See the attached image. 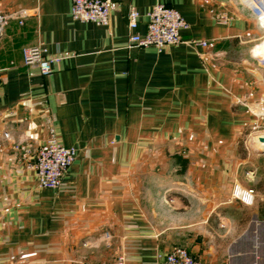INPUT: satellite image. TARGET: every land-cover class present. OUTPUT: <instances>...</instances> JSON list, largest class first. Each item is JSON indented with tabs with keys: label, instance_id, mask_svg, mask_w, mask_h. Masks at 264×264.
Masks as SVG:
<instances>
[{
	"label": "crops",
	"instance_id": "obj_1",
	"mask_svg": "<svg viewBox=\"0 0 264 264\" xmlns=\"http://www.w3.org/2000/svg\"><path fill=\"white\" fill-rule=\"evenodd\" d=\"M157 2L188 22L181 42L130 45L129 8L143 14V34ZM258 3L112 0L103 26L74 20L70 0H0L11 15L0 31V264H104L119 254L154 264L175 246L204 264H264V66L251 49L264 38ZM20 10L21 23L12 15ZM37 44L63 57L48 76L23 63L22 49ZM49 122L77 148L57 189L39 187L26 167ZM171 154L188 160L172 181L181 231L193 234L185 239L166 236L140 202L141 176L166 168ZM234 184L255 189L251 205L232 197ZM213 214L223 232L205 224Z\"/></svg>",
	"mask_w": 264,
	"mask_h": 264
},
{
	"label": "built area",
	"instance_id": "obj_2",
	"mask_svg": "<svg viewBox=\"0 0 264 264\" xmlns=\"http://www.w3.org/2000/svg\"><path fill=\"white\" fill-rule=\"evenodd\" d=\"M112 0H70V16L80 22H93L107 26L110 22V4ZM243 3V2H242ZM244 4V3H243ZM245 7H247L244 4ZM26 10H20L14 17L25 16ZM143 14L135 6H131L126 14L127 26L130 30L128 41L130 45L138 47L155 46L158 50L181 42L180 30L188 28L189 24L174 7L162 2L155 3L144 13L147 18L146 29L143 34L137 31L138 22ZM11 15L0 12V31L7 18ZM206 45L205 41H201ZM258 58H261L256 53ZM63 57L49 54L42 44L27 46L22 49V59L26 66H35L42 76L52 73V64ZM48 135L37 148L26 167L33 170L41 188L57 189L69 166L77 156V148L64 145L57 136L53 123H48ZM10 137L9 134H6ZM14 148H18L15 145ZM232 197L245 205H251L254 200L255 189L244 188L239 184L232 187ZM108 237V233H105ZM104 264H126L123 254H119L113 261ZM154 264H204V262L189 252L183 246H175L166 252H158Z\"/></svg>",
	"mask_w": 264,
	"mask_h": 264
},
{
	"label": "rangeland",
	"instance_id": "obj_3",
	"mask_svg": "<svg viewBox=\"0 0 264 264\" xmlns=\"http://www.w3.org/2000/svg\"><path fill=\"white\" fill-rule=\"evenodd\" d=\"M261 41V40H260ZM259 41V42H260ZM259 42H256L251 46V49L255 47ZM256 54V53H255ZM258 62L261 63L262 66H264V51L261 55V58H258ZM258 129V128H257ZM261 131H264V124L261 123ZM243 138V139H242ZM252 138L255 140L256 136L255 134L252 135ZM248 141V138L241 137L239 144H246ZM255 143L256 141H250ZM180 155V154H179ZM161 159V158H158ZM167 161L170 163L166 168H162L160 165H155L151 171H148L147 173L143 174L141 176L140 181V196H141V205L144 210L149 211L150 214L153 215L154 223L157 226L159 230L166 229L165 235L168 237H179L180 239L190 238L192 233L189 232H182L179 218L182 219V224L184 223L183 220V213L184 208L183 206H178L177 203L174 202L175 199H177V193L181 192V189H178L179 186L177 184H174V182L177 178L180 177V173L178 172L179 166H174L175 157L174 154H171V156L166 157ZM156 160V159H154ZM173 161V162H172ZM158 163V161H155ZM264 164V163H263ZM167 178L166 180L164 178ZM169 178V179H168ZM169 180V181H167ZM171 181L172 184H169ZM168 183V184H167ZM180 198V197H179ZM178 198V199H179ZM181 199V198H180ZM240 202V201H239ZM183 204V201H182ZM170 208L171 215H167V209ZM238 215L243 214L242 209H239ZM214 215V214H213ZM181 216V217H180ZM186 222L190 220L189 216L186 215ZM217 219V220H216ZM221 220L218 216L214 215L213 217H208L207 222L205 224H209L210 226L215 227V230L217 231L225 229V225L217 227L215 225H219ZM202 224V222H201ZM204 224V223H203ZM217 227V228H216ZM204 230V229H203ZM202 230L201 235H209V232H205ZM221 233V231H220Z\"/></svg>",
	"mask_w": 264,
	"mask_h": 264
},
{
	"label": "trees",
	"instance_id": "obj_4",
	"mask_svg": "<svg viewBox=\"0 0 264 264\" xmlns=\"http://www.w3.org/2000/svg\"><path fill=\"white\" fill-rule=\"evenodd\" d=\"M175 161L178 164V172L179 173H184L187 167L188 160L187 158L182 157L181 155L174 154Z\"/></svg>",
	"mask_w": 264,
	"mask_h": 264
},
{
	"label": "bare ground",
	"instance_id": "obj_5",
	"mask_svg": "<svg viewBox=\"0 0 264 264\" xmlns=\"http://www.w3.org/2000/svg\"><path fill=\"white\" fill-rule=\"evenodd\" d=\"M258 2H259L258 3V10L260 11V13L264 14V0H258ZM261 44H263V48L261 50H258L257 47ZM263 51H264V38L257 44L256 49H255V53H257L261 56L263 54Z\"/></svg>",
	"mask_w": 264,
	"mask_h": 264
},
{
	"label": "water",
	"instance_id": "obj_6",
	"mask_svg": "<svg viewBox=\"0 0 264 264\" xmlns=\"http://www.w3.org/2000/svg\"><path fill=\"white\" fill-rule=\"evenodd\" d=\"M258 141H259L260 144H261L260 151H261V152H264V135L259 136V137H258Z\"/></svg>",
	"mask_w": 264,
	"mask_h": 264
}]
</instances>
